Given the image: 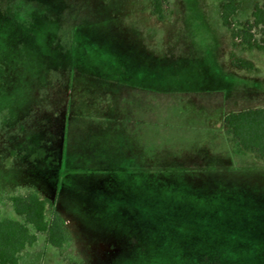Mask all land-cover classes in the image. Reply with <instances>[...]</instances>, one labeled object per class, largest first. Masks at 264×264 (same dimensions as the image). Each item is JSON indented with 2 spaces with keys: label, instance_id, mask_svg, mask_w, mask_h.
Masks as SVG:
<instances>
[{
  "label": "rangeland",
  "instance_id": "374dc122",
  "mask_svg": "<svg viewBox=\"0 0 264 264\" xmlns=\"http://www.w3.org/2000/svg\"><path fill=\"white\" fill-rule=\"evenodd\" d=\"M169 1L172 15L165 21L151 15L147 0L112 2V6H131L132 23L142 34L151 60L145 61L143 69L128 74L127 70L97 76L79 73L75 87L81 89V100L95 106L89 116L74 114L67 126L62 111H66L72 93L63 91L62 85L70 84L73 77L62 74V58L73 43L72 31L95 19L99 0H0L3 215L8 207L2 194L17 187H39L51 198L62 193L60 206L70 216L91 213L98 196L126 194V179L120 171L125 158L126 116L137 119L130 133L132 140H139L142 118L151 124H175L203 108L212 111L217 124L221 112L264 107V50L233 46L230 32L219 18V6L226 0ZM234 1L240 5L232 18L237 29L238 23L251 20L253 5L262 0ZM119 41L122 44L124 40ZM232 56L250 62L253 70L234 67ZM231 87L239 89L233 92ZM103 101L109 104L103 114L120 123L102 124L104 115L97 107ZM161 125L150 127L147 134L143 131L149 152L148 195H209L210 191L205 194V189H191L159 168L172 166L174 150L170 147L179 142ZM65 139L70 144L69 154L81 162L75 167L80 176L68 180L61 175L58 160ZM164 144L167 147L160 148ZM257 192L264 195V191ZM35 244L25 251L21 264H62V249L46 244L42 237ZM76 246L75 241L63 252L75 253ZM65 264L79 263L71 258Z\"/></svg>",
  "mask_w": 264,
  "mask_h": 264
},
{
  "label": "crops",
  "instance_id": "0c3cea01",
  "mask_svg": "<svg viewBox=\"0 0 264 264\" xmlns=\"http://www.w3.org/2000/svg\"><path fill=\"white\" fill-rule=\"evenodd\" d=\"M117 1L99 0L95 19L72 31L73 43L62 58V74L73 77L70 84L62 85L63 91L72 93L66 111H62L67 126L74 114L89 116L95 106L81 100V89L75 87L79 73L97 76L127 70L128 74L143 69L145 61L151 60L142 34L132 23L131 6L111 5ZM147 1L151 11V0ZM119 38L124 40L122 44ZM231 89L234 92L239 88ZM105 102L97 107L101 115L109 106ZM241 111L244 110L219 113L217 124L212 111L203 108L175 124H151V120L142 118L139 140H132L130 133L137 119L126 116L125 158L120 166L126 194L96 197L91 213L65 214L59 201L62 193L51 198L39 187H31L40 197L50 200L70 237L61 248L62 255L79 264H264V195L257 192L264 191V160L254 152L238 151L224 122L227 115ZM101 118L102 124L120 123L106 115ZM160 124L164 131H172L179 142L170 147L174 150L172 166L159 168L191 189H205V194L210 191L209 195H148L146 134L150 127L160 128ZM67 141L58 157L66 180L80 176L75 167L81 164L78 156L69 154ZM6 206L5 215L0 206L1 216L17 219L10 205ZM40 237L45 242L44 235H38L37 241ZM75 241V253L63 252Z\"/></svg>",
  "mask_w": 264,
  "mask_h": 264
},
{
  "label": "trees",
  "instance_id": "16d2710c",
  "mask_svg": "<svg viewBox=\"0 0 264 264\" xmlns=\"http://www.w3.org/2000/svg\"><path fill=\"white\" fill-rule=\"evenodd\" d=\"M240 10L234 0H226L219 6L220 23L230 32L233 46H245L264 50V0L255 3L251 20L238 23L234 28L232 18ZM152 15L166 20L172 15L169 0H151ZM232 65L239 69L252 70L250 62L235 59ZM227 134L238 151L246 150L264 160V107L231 113L224 118ZM2 201L10 205L17 219L2 217L0 213V264H19V257L26 248L37 242L38 235L57 250L70 241L63 222L50 200L40 197L31 187H17L5 193ZM62 264L70 261L60 252Z\"/></svg>",
  "mask_w": 264,
  "mask_h": 264
}]
</instances>
